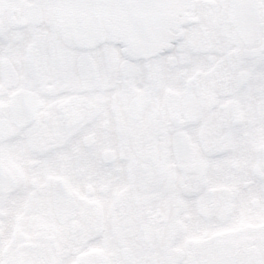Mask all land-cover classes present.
I'll list each match as a JSON object with an SVG mask.
<instances>
[{
	"label": "snow or ice",
	"instance_id": "6c2138e0",
	"mask_svg": "<svg viewBox=\"0 0 264 264\" xmlns=\"http://www.w3.org/2000/svg\"><path fill=\"white\" fill-rule=\"evenodd\" d=\"M0 264H264V0H0Z\"/></svg>",
	"mask_w": 264,
	"mask_h": 264
}]
</instances>
